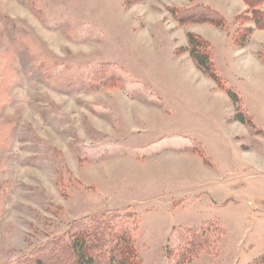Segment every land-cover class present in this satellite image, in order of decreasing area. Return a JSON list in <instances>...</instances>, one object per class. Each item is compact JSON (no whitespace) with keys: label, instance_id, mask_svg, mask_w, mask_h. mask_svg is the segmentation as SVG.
<instances>
[{"label":"rangeland","instance_id":"rangeland-1","mask_svg":"<svg viewBox=\"0 0 264 264\" xmlns=\"http://www.w3.org/2000/svg\"><path fill=\"white\" fill-rule=\"evenodd\" d=\"M199 4L224 27L177 21ZM248 13L244 0H0V264L108 214L133 227L142 264H264V29ZM193 230L208 241L196 254Z\"/></svg>","mask_w":264,"mask_h":264},{"label":"trees","instance_id":"trees-1","mask_svg":"<svg viewBox=\"0 0 264 264\" xmlns=\"http://www.w3.org/2000/svg\"><path fill=\"white\" fill-rule=\"evenodd\" d=\"M249 6V16L246 20L253 22L256 27L264 29V11L256 7L264 0H244ZM176 19L181 24L202 23L215 27H224L226 20L210 6L199 4L176 14ZM253 29H246L242 38L237 36L236 44L245 48L250 40ZM190 46L189 54L196 62L198 68L208 74L212 79L222 84V79L216 72L213 62L211 44L204 38L188 35ZM236 97V94L230 92ZM236 121L251 124L238 113ZM128 219L134 215H127ZM122 215L108 214L87 218L74 223L70 229L56 242L49 243L37 255L23 260L17 264H142L136 246L133 227L122 221ZM195 239L190 243V253L196 254V249L208 242L202 236L191 231ZM264 263V261L262 260ZM176 264H186L185 255H182Z\"/></svg>","mask_w":264,"mask_h":264}]
</instances>
